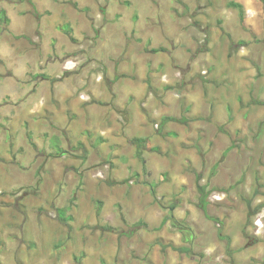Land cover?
Returning <instances> with one entry per match:
<instances>
[{
  "label": "rangeland",
  "instance_id": "obj_1",
  "mask_svg": "<svg viewBox=\"0 0 264 264\" xmlns=\"http://www.w3.org/2000/svg\"><path fill=\"white\" fill-rule=\"evenodd\" d=\"M248 202L264 204V0H0V264H240L228 243L264 264ZM166 217L181 225L152 229Z\"/></svg>",
  "mask_w": 264,
  "mask_h": 264
},
{
  "label": "trees",
  "instance_id": "obj_2",
  "mask_svg": "<svg viewBox=\"0 0 264 264\" xmlns=\"http://www.w3.org/2000/svg\"><path fill=\"white\" fill-rule=\"evenodd\" d=\"M231 6H234V7H237V8H241V5L240 4H235V3H230ZM4 19H5V15H4ZM241 19H243V14L241 16ZM154 52L155 51H158V49H154L153 50ZM169 121H180V122H186V120L184 118H177V117H174V116H166L163 118L162 122H161V128L164 127V125L169 122ZM133 143L137 146L138 148V151H137V155L138 157L140 158L141 162L143 165H145V158L142 156V153H143V150L144 148L146 147H149V145L147 144L148 143V139L147 138H134L132 139ZM151 150H155V151H159V148L157 147H150ZM195 175H196V179H197V189H198V192L200 193L201 195V208L203 209L204 211V214L206 215L207 218L209 219H213L212 216H210L208 213H207V204L209 203L207 201L208 197L212 194V192L215 190V189H209L207 190V184H201L200 183V180L202 179V175L198 174L196 171H194ZM152 190V193L155 194V189L151 188ZM248 206V216L251 217L252 215H255L263 206L264 204H261L259 205L256 209H253L252 208V205H251V202H248L247 204ZM60 214H61V219H68L67 217L65 218L64 215V211H60ZM169 219H172L171 217H166L164 219V222L163 224H165ZM172 224L174 226H178V225H181V222L178 221V220H175V219H172ZM137 226H140V225H144L146 226V223L143 222V221H140L139 223L135 224ZM256 241V240H255ZM172 246L173 249L175 250H178L180 252H183V253H187V254H190L192 252V248L191 247H188V246H181V247H175L173 245H170Z\"/></svg>",
  "mask_w": 264,
  "mask_h": 264
},
{
  "label": "crops",
  "instance_id": "obj_3",
  "mask_svg": "<svg viewBox=\"0 0 264 264\" xmlns=\"http://www.w3.org/2000/svg\"><path fill=\"white\" fill-rule=\"evenodd\" d=\"M154 49H158V51H155V53L156 52H159V51H163V50H165L163 47H161V48H152V49H150V51H152V52H154L153 50ZM166 116H174V115H166ZM166 116H164V117H166ZM174 117H177V118H184L185 120H186V118L185 117H179V116H174ZM170 122H180V121H169V122H167L165 125H167L168 123H170ZM185 123V122H184ZM164 125V126H165ZM146 138V137H145ZM159 151H160V149H159ZM165 219V218H164ZM164 219L162 220V223H161V226H159V227H153L152 229H154V230H160L161 228H163V226H164V224H163V222H164ZM227 238V237H226ZM170 245H173V246H175V247H181V246H183V244L182 243H180L179 242V240H176V239H174V243H171V244H168V245H165V244H163L162 245V247H170L172 250H174V251H178V250H175V249H173L172 248V246H170ZM188 247H190V246H188ZM171 250V251H172ZM227 250H228V253H229V258L233 261V262H239L240 264H241V262H242V260H244L245 258L246 259H248L247 257L248 256H246V254H244L243 252H242V250H243V247L242 246H234V245H232L231 243L229 244H227ZM178 252H180V251H178ZM175 258H176V261L179 263V264H196V262L194 261V259L192 258H189V257H185L184 258V261L182 260V259H180L179 258V254H177L176 256H175Z\"/></svg>",
  "mask_w": 264,
  "mask_h": 264
}]
</instances>
